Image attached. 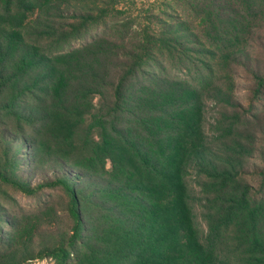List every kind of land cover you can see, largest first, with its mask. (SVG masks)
<instances>
[{
	"label": "trees",
	"instance_id": "trees-1",
	"mask_svg": "<svg viewBox=\"0 0 264 264\" xmlns=\"http://www.w3.org/2000/svg\"><path fill=\"white\" fill-rule=\"evenodd\" d=\"M178 1L0 0V264H264V0Z\"/></svg>",
	"mask_w": 264,
	"mask_h": 264
},
{
	"label": "rangeland",
	"instance_id": "rangeland-1",
	"mask_svg": "<svg viewBox=\"0 0 264 264\" xmlns=\"http://www.w3.org/2000/svg\"><path fill=\"white\" fill-rule=\"evenodd\" d=\"M118 9L125 13V18L128 20H136L138 25H142V27H154L159 29L162 25L164 26L166 23L174 22L182 14V5L181 2L178 0H121ZM123 19V18H120ZM117 23V20L114 18H108L106 25L100 26L99 28L92 29L88 36L86 37L87 40H91L94 36H102L106 30L112 27ZM134 29H137L134 27ZM112 35L115 36L116 32L111 31ZM80 44L77 43V45ZM253 56H257V53H254ZM264 59V57H263ZM168 65V64H167ZM169 66V65H168ZM246 76L243 75L242 72H239L237 76V83H238V97L244 102L245 105L249 104L247 100L248 91H246V86H248V82L246 81ZM7 131L9 132L8 128ZM8 141V140H7ZM12 149L14 151L17 150L19 146V142L11 141ZM29 149H23L22 152H17V157L21 160L22 163V170H27L29 166V162L27 161ZM18 159V160H19ZM259 163L258 160H254L250 162L249 170L252 169V164ZM248 179L254 185H258V181L254 180L252 176H248ZM37 203L36 199L31 197H26L22 193L16 191L13 188H8L0 184V210L1 217H5L7 214H19L22 209L27 208L30 209L31 207L35 206ZM3 229H7L6 224H2ZM36 264H45V262H39Z\"/></svg>",
	"mask_w": 264,
	"mask_h": 264
}]
</instances>
